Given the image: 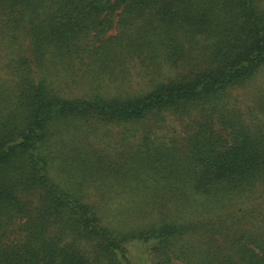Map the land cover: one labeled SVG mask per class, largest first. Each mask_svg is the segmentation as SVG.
Returning <instances> with one entry per match:
<instances>
[{"label":"trees","instance_id":"trees-1","mask_svg":"<svg viewBox=\"0 0 264 264\" xmlns=\"http://www.w3.org/2000/svg\"><path fill=\"white\" fill-rule=\"evenodd\" d=\"M262 66L264 0H0V264H264Z\"/></svg>","mask_w":264,"mask_h":264},{"label":"rangeland","instance_id":"rangeland-1","mask_svg":"<svg viewBox=\"0 0 264 264\" xmlns=\"http://www.w3.org/2000/svg\"><path fill=\"white\" fill-rule=\"evenodd\" d=\"M115 33V31H111L110 34ZM135 71V70H134ZM133 71V72H134ZM135 80H139L137 75ZM258 94H264V66L261 67L260 71L255 75L251 81L244 87L238 88L233 91L234 98L236 101L232 100V104L239 107L243 112L247 111L248 105L253 101L254 96ZM169 123H172L169 121ZM173 124V123H172Z\"/></svg>","mask_w":264,"mask_h":264}]
</instances>
